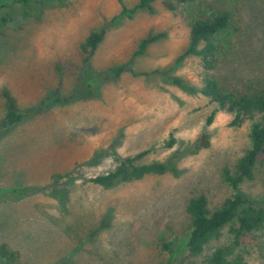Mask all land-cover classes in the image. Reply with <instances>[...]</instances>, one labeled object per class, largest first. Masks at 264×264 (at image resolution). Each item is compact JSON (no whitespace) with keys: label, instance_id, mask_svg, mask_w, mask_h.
<instances>
[{"label":"rangeland","instance_id":"374dc122","mask_svg":"<svg viewBox=\"0 0 264 264\" xmlns=\"http://www.w3.org/2000/svg\"><path fill=\"white\" fill-rule=\"evenodd\" d=\"M122 1L127 9L137 2ZM242 1L247 50H236L209 74L224 85L243 82L264 62V0ZM154 10L122 15L118 0H29L0 8V91L8 88L24 109L45 99L40 114L0 132V242L20 252L22 264H159L164 240L183 252L190 198L205 195L213 210L239 193L264 206V154L254 178L238 190L222 177L250 147L249 124L231 126L227 112L208 123L215 109L208 98L158 74L98 76L124 63L145 35L165 31L133 69H159L199 85L205 75L199 60L177 61L189 43L185 8L170 12L156 3ZM99 27L107 28L105 38L83 64L79 45ZM58 86L65 97L46 102ZM4 110L0 94V118ZM203 133L209 147L190 154ZM171 135L175 143L167 148ZM147 149L144 162L178 154V176H147L109 189L87 181ZM56 173L62 178L53 183ZM101 221L108 226L100 228ZM230 239L226 227L205 252ZM234 254L264 264V227L242 237Z\"/></svg>","mask_w":264,"mask_h":264},{"label":"trees","instance_id":"16d2710c","mask_svg":"<svg viewBox=\"0 0 264 264\" xmlns=\"http://www.w3.org/2000/svg\"><path fill=\"white\" fill-rule=\"evenodd\" d=\"M28 1L0 0V8L7 3L25 4ZM118 2L122 8L121 14L131 17L142 10L154 13L156 3H160L166 11L170 12L183 6L189 28V43L177 61L188 56L196 57L205 75L196 87L178 76L169 75L159 69L136 72L133 69L135 60L143 56L150 45L167 37L165 31H160L145 35L124 63L107 67L99 71L98 76L108 73L109 76L113 75L115 79H118L124 73L144 78L158 74L171 85L189 94L199 93L208 98L215 105L214 111L208 117V123L212 122L217 112H227L233 115L231 126L239 127L249 124L250 147L232 168L225 167L222 171L224 182L231 189L238 190L244 181L254 178L257 158L264 154V62L255 67L252 76L239 83L224 85L218 78L209 74L215 72L219 64L229 59L236 50L244 52L247 50L244 38L245 3L242 0H137L131 8L127 9L122 0ZM106 32L105 27L94 29L80 43L79 51L83 64L91 60L104 40ZM0 94L4 100L5 109L0 118V132L10 130L30 117L40 114L42 112L40 106L45 103L44 99L37 108L24 109L20 107L8 88H2ZM64 97L65 95L59 92L58 86L55 92L46 98V102L50 100L57 102ZM174 143L175 139L171 135L165 146L170 148ZM209 145V137L203 133L193 142L189 153L196 154L208 148ZM150 151L147 149L125 157L116 162L107 172L95 175L87 181L109 189L147 176L165 174L178 176L180 172L177 166L180 158L178 154L171 155L164 161L144 162ZM61 178L62 176L56 173L51 179L53 183H57ZM185 212L190 221L183 252H179L177 243L164 240L158 244L161 256L159 264H248L240 254H234V249L239 245L242 237L264 227V206H258L237 193L224 199L212 210L209 208L207 197L200 194L188 200ZM104 226H108L107 221L100 222V228ZM226 227H229L230 241L206 253L208 245L218 240ZM0 264H22L21 253L12 248L9 243L0 242Z\"/></svg>","mask_w":264,"mask_h":264}]
</instances>
